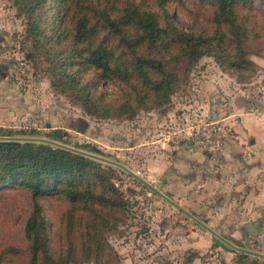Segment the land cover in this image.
Listing matches in <instances>:
<instances>
[{
	"label": "rangeland",
	"instance_id": "374dc122",
	"mask_svg": "<svg viewBox=\"0 0 264 264\" xmlns=\"http://www.w3.org/2000/svg\"><path fill=\"white\" fill-rule=\"evenodd\" d=\"M234 11L249 37L243 57L221 39L229 30L214 0H0V65H9L10 82L0 91V137L50 140L122 164L151 187L93 158L84 173L36 177L31 186L20 181L32 170H10L16 182L0 170V264H229L223 253L236 251L152 187L169 178L180 142H191L186 131L221 123L233 101L227 91L264 95V2L239 1ZM138 16L154 19V39ZM185 34L208 41L194 54ZM36 184L96 199L73 204ZM214 193L198 213L210 203L221 211ZM210 215L193 216L221 235V215ZM253 235L227 240L264 255ZM254 259L236 263L264 264Z\"/></svg>",
	"mask_w": 264,
	"mask_h": 264
},
{
	"label": "crops",
	"instance_id": "0c3cea01",
	"mask_svg": "<svg viewBox=\"0 0 264 264\" xmlns=\"http://www.w3.org/2000/svg\"><path fill=\"white\" fill-rule=\"evenodd\" d=\"M9 84L8 74L0 77V91ZM237 90L227 91L233 101L229 108L224 107L227 113L221 124L226 134L221 145L207 149L192 141H181L180 151L173 153L169 162V178L161 182L193 215L220 214L221 235L226 239L243 240L247 225L252 224L253 236L260 241L263 250L259 251L264 254V95L254 98L245 89ZM216 191L221 194V211L218 204L210 203L204 213H198L205 205L202 200L215 199ZM223 254L231 258L229 264H235L237 257L245 253ZM251 257L264 263V258Z\"/></svg>",
	"mask_w": 264,
	"mask_h": 264
},
{
	"label": "trees",
	"instance_id": "16d2710c",
	"mask_svg": "<svg viewBox=\"0 0 264 264\" xmlns=\"http://www.w3.org/2000/svg\"><path fill=\"white\" fill-rule=\"evenodd\" d=\"M34 3L40 2L42 0H33ZM70 1V0H69ZM218 5L219 14L221 16V25H224L228 28L229 34L221 35V39H227L231 43L235 49L239 50L238 54L243 57L245 53L243 50V45L245 42L249 40V37L247 33L244 30V18L239 17L238 13H236L234 10L237 8V2L239 1H247V0H214ZM264 2V0H263ZM246 3V2H245ZM70 4V2H69ZM138 23H144L145 31L148 35H150V38L154 39L155 35L158 33L156 30V23L154 19L152 18H146L138 16ZM262 37V36H259ZM184 40L187 42V46H191L190 50L195 54V52L198 51V47L201 43H204L208 40H202L201 37H194V36H188L184 35ZM212 40V39H210ZM217 40L220 41V38L215 39L213 38V41ZM219 43V42H218ZM159 70L162 71V65L159 66ZM162 83L159 84L156 89L161 90L164 88ZM56 138H60L59 135H54ZM94 153H99L96 149H91ZM7 164L5 167L0 168V170L9 173V175L12 177V179L16 182V175L12 173L10 170H26L28 172H33L29 179L20 181L22 185L31 186L33 184L34 178L37 177L36 181L40 177H52V178H60L64 175L68 174H81L85 172V169L90 164H95L96 162L88 158L84 155H80L77 153H73L72 151L61 149V148H54L53 146L49 144H36L34 142H12V141H0V164ZM35 188L39 190V192L46 193H57V194H63L67 195L69 199L74 203H76L78 200H84L83 202L89 203L91 199L95 200V195L88 193L86 191H80L78 189H71V190H65V189H59V188H49L41 190L40 184H36ZM100 199V201H103V203L107 204L110 203V208L112 205H117L115 201L112 199H108L104 196L100 197L99 195L96 196ZM104 212H107L106 209L103 210ZM39 212V211H38ZM87 212L89 215L93 212L96 213L91 207L87 208ZM73 210L70 211L69 216L72 217ZM99 219L101 221H105V215L102 213L99 215ZM35 221V218L31 219V224L35 225L37 224ZM44 254H48L47 252V246L44 243H41ZM252 257L246 254H240L237 257V261L242 260H249ZM253 259V258H252ZM47 260L52 263L53 260L50 257H47ZM255 260V259H254ZM235 264H238L235 262Z\"/></svg>",
	"mask_w": 264,
	"mask_h": 264
},
{
	"label": "water",
	"instance_id": "95a60500",
	"mask_svg": "<svg viewBox=\"0 0 264 264\" xmlns=\"http://www.w3.org/2000/svg\"><path fill=\"white\" fill-rule=\"evenodd\" d=\"M8 69H9V65L8 64H2V65H0V76L3 77V78H5L7 76L6 72L8 71ZM0 141H12V142H21V141H24V142H38L39 141L40 143H45V144H49V145H55L57 147H60L62 149H66V150L72 151V152L77 153V154H80V155H84V156H87V157H90V158H93V159H98V160H101V161L108 162L109 164L114 165V166H117V167H120L121 169H123L126 172H128L130 175L138 178L131 170H129L127 167L123 166L122 164H119V163H116V162H111V161L106 160L104 158L97 157L95 155H91L89 153H85V152H82V151H79V150H74V149L65 147L63 145L54 143L53 141H50V140L33 139V138L16 139V138H3V137H0ZM139 180L142 181L144 184H146L148 187H150V185H148L145 181H143L141 179H139ZM162 183L163 182H161V181L157 182V184H156L157 188H153L152 187V190L157 195H159L161 198L165 199L170 204H172L173 206H175L176 208H178L180 211H182L183 213H185L187 216H189L191 219H193L196 223H198L200 226H202L204 229H206L209 233H211L214 237H216L218 240H220L225 246H227V247H229V248H231V249H233L235 251H238V252H241V253H245L247 255H251V256H255V257H259V258H264V255H262L260 253H256V252H252V251H249V250H246V249H242L239 246H237L239 244V241H236V240L231 239L237 245L231 243L229 240L223 238L221 235H219L217 232H215L213 229H211L209 226H207L204 222H202L201 220H199L197 217L189 214L187 211H185L184 209H182L179 205H177L175 202H173L167 195L163 194L159 190L161 188ZM247 231L249 233H254L255 232V230L253 229V225L252 224L247 225Z\"/></svg>",
	"mask_w": 264,
	"mask_h": 264
},
{
	"label": "built area",
	"instance_id": "2783aa9c",
	"mask_svg": "<svg viewBox=\"0 0 264 264\" xmlns=\"http://www.w3.org/2000/svg\"><path fill=\"white\" fill-rule=\"evenodd\" d=\"M225 134V125L217 120L206 123L203 122L201 126L192 127L186 131L188 139L207 149H214L220 146L222 137Z\"/></svg>",
	"mask_w": 264,
	"mask_h": 264
}]
</instances>
